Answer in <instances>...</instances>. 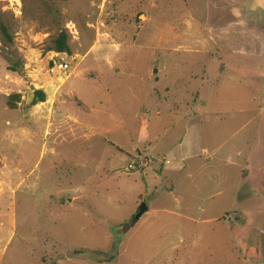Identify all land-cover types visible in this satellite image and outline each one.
I'll list each match as a JSON object with an SVG mask.
<instances>
[{
  "label": "rangeland",
  "instance_id": "obj_1",
  "mask_svg": "<svg viewBox=\"0 0 264 264\" xmlns=\"http://www.w3.org/2000/svg\"><path fill=\"white\" fill-rule=\"evenodd\" d=\"M226 4L0 0L25 60L10 72L0 38V264H245L213 209L175 196L237 184L260 136ZM64 30L71 53L49 51Z\"/></svg>",
  "mask_w": 264,
  "mask_h": 264
},
{
  "label": "crops",
  "instance_id": "obj_2",
  "mask_svg": "<svg viewBox=\"0 0 264 264\" xmlns=\"http://www.w3.org/2000/svg\"><path fill=\"white\" fill-rule=\"evenodd\" d=\"M226 1L227 25L224 30L226 34L238 35L241 43L227 45L223 57L246 79L258 82L260 90L253 101L260 110V136L250 150L248 171L243 173L237 184L212 187L206 191L197 185L187 186L175 196L179 205L184 204L198 211L213 209L212 220L225 224L230 233V243L239 245L237 250L244 253L245 264H255L257 260L254 259L262 257L260 252L263 251L261 245L264 241V0ZM223 70L224 67H221L220 72ZM204 74L208 75L207 70ZM249 125L246 121L244 128ZM255 155H258L257 159ZM187 179L193 178L188 175ZM173 189L170 191L174 192ZM147 212H150L149 208ZM261 262L264 264V260Z\"/></svg>",
  "mask_w": 264,
  "mask_h": 264
},
{
  "label": "trees",
  "instance_id": "obj_3",
  "mask_svg": "<svg viewBox=\"0 0 264 264\" xmlns=\"http://www.w3.org/2000/svg\"><path fill=\"white\" fill-rule=\"evenodd\" d=\"M0 38L3 43V50L9 54L8 60L10 61V64L8 66V70L10 72L19 73L23 75L25 60L23 58H19L17 60H14L12 58L13 56H16L17 54V52L14 51L15 49L14 36L10 32V29L1 20H0ZM49 51H54L57 53H67V54L71 53V47L69 45V35L66 30L60 33L59 37L57 38L55 42L54 47L50 49ZM13 98L14 96L9 97L8 103H7L8 107L11 110L17 109V105L15 101L13 100ZM46 100H47V96L43 90H35L31 105L35 107L41 103H45ZM135 224H136L135 220L126 224L125 233L131 230L135 226Z\"/></svg>",
  "mask_w": 264,
  "mask_h": 264
},
{
  "label": "water",
  "instance_id": "obj_4",
  "mask_svg": "<svg viewBox=\"0 0 264 264\" xmlns=\"http://www.w3.org/2000/svg\"><path fill=\"white\" fill-rule=\"evenodd\" d=\"M146 211H147V207H146L145 205H143V206L140 208L138 214L136 215V217H135V221H139V219L142 217V215H143Z\"/></svg>",
  "mask_w": 264,
  "mask_h": 264
},
{
  "label": "built area",
  "instance_id": "obj_5",
  "mask_svg": "<svg viewBox=\"0 0 264 264\" xmlns=\"http://www.w3.org/2000/svg\"><path fill=\"white\" fill-rule=\"evenodd\" d=\"M60 68L64 69V70H67L69 68V66L67 64H63L61 63L60 64ZM131 168H133V165L131 166Z\"/></svg>",
  "mask_w": 264,
  "mask_h": 264
}]
</instances>
